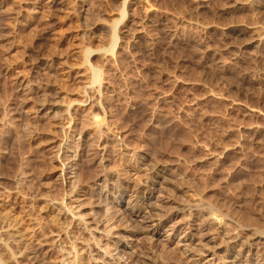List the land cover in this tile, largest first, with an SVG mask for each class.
Segmentation results:
<instances>
[{"label":"rangeland","instance_id":"rangeland-1","mask_svg":"<svg viewBox=\"0 0 264 264\" xmlns=\"http://www.w3.org/2000/svg\"><path fill=\"white\" fill-rule=\"evenodd\" d=\"M253 26L264 0H0V264H264ZM135 200L182 234L125 237Z\"/></svg>","mask_w":264,"mask_h":264},{"label":"bare ground","instance_id":"bare-ground-1","mask_svg":"<svg viewBox=\"0 0 264 264\" xmlns=\"http://www.w3.org/2000/svg\"><path fill=\"white\" fill-rule=\"evenodd\" d=\"M252 26V25H251ZM246 30V29H245ZM250 30L251 31H253L254 33H256V38H258L259 40L260 39H262L263 37H264V32L263 31H261L258 27H251L250 28ZM253 39V38H252ZM259 42V41H258ZM252 113V112H251ZM263 116V118H264V114L262 115ZM261 117V116H260ZM243 128V127H242ZM215 160V159H214ZM134 187V186H133ZM132 187V188H133ZM151 190H153V187H151L150 188V191ZM180 190V189H179ZM178 190V194H181L182 193V191H181V193H179L180 191ZM175 192V191H174ZM136 194V193H135ZM131 200V199H130ZM133 202V201H132ZM131 202V208H130V210H122L120 213H119V215L118 216H120L119 218H118V221H120L121 223H123V224H125V226L128 228H130L129 230H132L129 234H126V235H124L125 237L126 236H134V235H137V234H139V233H141V232H143V231H147L149 228H151V229H153V233L154 234H156V235H159L161 232H164V231H166L168 234H178V233H181L182 234V229H183V227H179L178 225H176V223L175 224H170L171 222H170V220L172 219V218H174L175 216L174 215H176L177 213H175V212H165L164 210H163V212L161 213V214H159V217H155V214H153L154 212H151V210H149V211H146V212H143V210L141 209V207L145 204V203H143V202H141V201H139V202H137L136 200L132 203ZM129 204V203H128ZM149 205V204H148ZM147 205V206H148ZM201 205H203V204H201ZM146 206V207H147ZM150 206V205H149ZM198 206V205H197ZM150 208V207H149ZM158 208V207H157ZM128 209V208H127ZM148 210V209H147ZM168 210V209H167ZM177 212V211H176ZM204 212V211H203ZM206 214V213H205ZM145 215H146V217H145ZM248 215V214H247ZM203 215H201V217H202ZM200 217V216H199ZM246 217H248V216H246ZM138 218H141V220L139 219L138 220ZM198 218V217H197ZM249 218V217H248ZM201 219V218H200ZM251 219H253L252 217H251ZM144 220H146V221H144ZM176 220V219H175ZM251 221V220H250ZM173 222H174V220H173ZM177 222V221H176ZM193 222V221H192ZM192 222H187V224H188V228H189V226H191V223ZM254 222V221H253ZM178 223V222H177ZM186 224V225H187ZM217 224V223H216ZM217 226V225H216ZM187 227V226H186ZM186 227L184 226V228L186 229ZM219 227V226H218ZM126 228V229H127ZM198 230H200L199 228H198ZM125 231H127L128 232V230H125ZM257 231V230H256ZM200 232V231H199ZM252 232V231H251ZM262 233V232H261ZM146 234V233H145ZM200 234V233H199ZM191 235V234H190ZM193 235V234H192ZM244 235V234H243ZM123 236V237H124ZM219 236V235H218ZM241 236V235H240ZM240 236H237V237H232V239H234V240H232V241H234V242H232L231 244H228L226 241H225V244L227 243L228 244V248H230V249H234L235 250V245H234V243L235 242H237V241H241L240 240ZM121 237H122V235H121ZM153 238V237H152ZM221 238H222V236H221ZM228 238H230V237H228ZM155 239V238H154ZM159 239V238H158ZM158 239H156V240H158ZM220 239V238H219ZM245 239V238H244ZM252 239H257V241H258V243H260V244H264V237H262V235H259V234H253V236H252ZM227 240V239H226ZM223 242H224V239L222 240ZM158 242V241H157ZM161 242V241H160ZM222 242V243H223ZM248 242V241H247ZM162 243V244H161ZM161 243H159L160 245H158V247L156 248L155 246V249L152 251V253L155 255V258H154V260H152V261H150L151 263L153 262V263H156V264H160L159 262H160V260L161 259H159V257L161 256H163V255H165V254H167L169 251V249H167V243H166V241H163V242H161ZM202 243V242H201ZM250 243V242H249ZM256 243V242H255ZM155 244H157V243H155ZM121 245V244H120ZM118 246V247H120L121 249H123L124 250V248L125 247H127V243H123L121 246ZM206 245V244H205ZM117 247V248H118ZM132 247V246H131ZM206 247V246H205ZM263 247V246H262ZM153 249V248H152ZM229 249V250H230ZM168 251V252H167ZM213 251V250H212ZM125 252V251H124ZM130 252V251H129ZM192 252V251H191ZM128 254V253H127ZM185 254V253H184ZM202 255V254H201ZM217 255V254H216ZM239 255V252L237 251V253H236V255H234L235 257H233L234 259H232L231 261H230V264H237V262L239 261V259H240V257L238 256ZM195 255H191L189 258H191L192 259V261L194 262V263H196V262H198L199 263V261L200 260H204V258H208L209 256H210V259L209 260H207V264H214V263H212L211 261L213 260V258H212V256H213V254H207V255H205V257H199V259L198 258H195L194 257ZM134 259L136 258L135 256L133 257ZM138 258V257H137ZM136 258V259H137ZM225 258V257H224ZM224 258H222V260L224 259ZM131 259V258H130ZM217 260V259H216ZM225 260V259H224ZM3 261V260H2ZM135 261H137V260H135ZM205 262V261H204ZM5 264V263H4ZM200 264V263H199ZM216 264V263H215ZM225 264V263H224Z\"/></svg>","mask_w":264,"mask_h":264}]
</instances>
